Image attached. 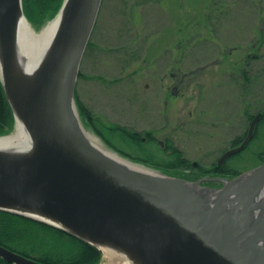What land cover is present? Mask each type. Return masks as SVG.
I'll return each mask as SVG.
<instances>
[{
    "label": "water",
    "instance_id": "1",
    "mask_svg": "<svg viewBox=\"0 0 264 264\" xmlns=\"http://www.w3.org/2000/svg\"><path fill=\"white\" fill-rule=\"evenodd\" d=\"M101 2L62 1L49 21L62 14L52 45L13 100L0 65V86L13 116L12 132L0 138L16 136L17 115L25 125L19 152L0 150V211L92 245L102 261L106 247L126 253L132 264H264V160L230 178L185 179L133 162L91 133L105 149L142 168L136 171L90 141L74 91ZM18 15L29 24L23 0H0L5 58ZM261 116L253 117L243 141L224 152L218 166L247 146ZM0 257L41 264L2 246Z\"/></svg>",
    "mask_w": 264,
    "mask_h": 264
},
{
    "label": "rangeland",
    "instance_id": "2",
    "mask_svg": "<svg viewBox=\"0 0 264 264\" xmlns=\"http://www.w3.org/2000/svg\"><path fill=\"white\" fill-rule=\"evenodd\" d=\"M79 73L76 98L100 125L163 144L116 146L161 161L172 145L209 168L264 108V0H102ZM263 156L264 121L224 163L240 174Z\"/></svg>",
    "mask_w": 264,
    "mask_h": 264
},
{
    "label": "trees",
    "instance_id": "3",
    "mask_svg": "<svg viewBox=\"0 0 264 264\" xmlns=\"http://www.w3.org/2000/svg\"><path fill=\"white\" fill-rule=\"evenodd\" d=\"M63 0H23L24 14L29 22L38 26L47 20L52 19L60 8ZM81 76V74H79ZM80 117L84 125L92 129L109 147L116 150L123 156L133 161L161 169L162 171L185 179L200 178L204 176H236L237 173L229 172L225 167H217L216 163L209 168L198 166L194 168L192 164L184 158L182 152L172 145L165 146L168 151L166 159L154 161L152 157L132 156L121 147L116 146L113 139L122 138L129 140L138 149H144L147 145L140 138V134L117 125H107L104 127L91 115V113L77 102ZM264 121V108L261 110ZM249 121L252 116L248 117ZM257 124V126H258ZM256 126V128H257ZM13 116L5 100L0 86V135H5L12 130ZM256 129L254 132V139ZM149 143L155 141L148 137ZM240 138H236L233 144L240 143ZM263 160V159H262ZM261 160V161H262ZM0 246L10 251L33 259L41 264H99L102 261V254L92 245H89L61 230L20 217L15 214L0 211ZM0 264H14L0 257Z\"/></svg>",
    "mask_w": 264,
    "mask_h": 264
},
{
    "label": "bare ground",
    "instance_id": "4",
    "mask_svg": "<svg viewBox=\"0 0 264 264\" xmlns=\"http://www.w3.org/2000/svg\"><path fill=\"white\" fill-rule=\"evenodd\" d=\"M61 17L62 14H60L53 21L49 22L42 30L36 32L31 28L26 20L21 17V15H18L10 53L6 58L2 53H0L1 73L5 80L6 91L11 100L14 98L15 91L25 90L32 82L38 72L40 64L52 45ZM16 118V136L0 138V150L19 152L18 148L21 143L18 141L23 133L22 131L25 132V125L19 115H17ZM88 137L102 153L111 159L136 171H142V168L132 165L126 160L105 149L93 136ZM143 172L146 173L145 170H143ZM102 250L104 257L106 258V262L104 264L133 263V261L129 259V255L124 252H116L106 247H102Z\"/></svg>",
    "mask_w": 264,
    "mask_h": 264
},
{
    "label": "flooded vegetation",
    "instance_id": "5",
    "mask_svg": "<svg viewBox=\"0 0 264 264\" xmlns=\"http://www.w3.org/2000/svg\"><path fill=\"white\" fill-rule=\"evenodd\" d=\"M256 115V114H255ZM253 118V117H252ZM149 133V132H148ZM150 134V133H149ZM149 138H151V139H153L154 141H155V143L157 144V145H159L160 147H162V143H160V142H157L156 140H155V138L152 136V134H150L149 136H148ZM146 138H141V140H142V142L145 140ZM149 142V141H148ZM155 143H153V142H151L150 143V145H152V144H155ZM239 144V143H238ZM237 144V145H238ZM237 145H235V146H237ZM164 149H165V147H164ZM220 159V158H219ZM218 159V160H219ZM226 160H224L219 166L217 165V163H218V161L216 162V165H217V167H225V165H226V163H224ZM226 168V167H225ZM218 176V175H217ZM219 176H227V175H225V174H222V175H219Z\"/></svg>",
    "mask_w": 264,
    "mask_h": 264
}]
</instances>
